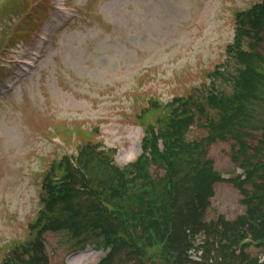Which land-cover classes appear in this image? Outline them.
Returning <instances> with one entry per match:
<instances>
[{"label": "rangeland", "instance_id": "rangeland-1", "mask_svg": "<svg viewBox=\"0 0 264 264\" xmlns=\"http://www.w3.org/2000/svg\"><path fill=\"white\" fill-rule=\"evenodd\" d=\"M252 1L11 0L0 10V33L15 22L33 33L28 40L18 35L14 48L0 54L5 64L0 69V262L21 247L44 207L43 176L52 157L61 159L63 153L53 151L49 135L60 133L61 146L69 145L71 132L65 131L82 124L84 129L78 130L67 152L79 142L100 140L116 149L118 161L136 158L143 135L140 112L154 98L168 102L197 87L208 90L210 73L228 60L236 12ZM44 28L52 30L42 56L32 58L33 48L38 50L37 33ZM253 132L255 147L264 138V128ZM205 134L199 130L197 137ZM232 142L219 138L206 152L213 169L224 176H235L244 159L233 158L238 147ZM105 169L110 175L111 167ZM242 198L233 182L215 184L207 211L210 248H216L218 221L244 212ZM45 242L46 255L39 262L95 264L102 256L94 246L77 247L75 240L55 230ZM252 248L242 258L228 257L223 249L219 253L225 255L226 264H250L262 253ZM197 255L193 251L189 258L196 260Z\"/></svg>", "mask_w": 264, "mask_h": 264}, {"label": "trees", "instance_id": "trees-1", "mask_svg": "<svg viewBox=\"0 0 264 264\" xmlns=\"http://www.w3.org/2000/svg\"><path fill=\"white\" fill-rule=\"evenodd\" d=\"M237 17L228 60L210 73L208 90L197 87L164 104L152 101L161 108L147 128L141 156L119 166L111 154L88 143L59 164L53 162L44 179V207L21 247L0 264H49L39 260L46 255L51 230L83 246L109 248L99 264H226L219 249L242 258L251 245L262 253L250 264H264V138L252 145L253 129L264 128V3ZM3 30L0 47L24 36L12 23ZM199 130L206 134L197 137ZM219 138L233 139L235 160L243 155V180L224 178L213 169L206 152ZM105 165L111 167L108 176ZM57 170L63 181L53 184ZM226 180L240 188L245 210L235 219L222 215L216 248H210L207 211L215 184ZM247 237L250 242L242 243ZM193 251L200 253L196 260L189 258Z\"/></svg>", "mask_w": 264, "mask_h": 264}]
</instances>
